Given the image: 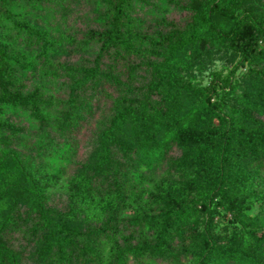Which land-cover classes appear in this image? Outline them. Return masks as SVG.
Returning a JSON list of instances; mask_svg holds the SVG:
<instances>
[{
    "label": "trees",
    "instance_id": "16d2710c",
    "mask_svg": "<svg viewBox=\"0 0 264 264\" xmlns=\"http://www.w3.org/2000/svg\"><path fill=\"white\" fill-rule=\"evenodd\" d=\"M0 264H264V0H0Z\"/></svg>",
    "mask_w": 264,
    "mask_h": 264
},
{
    "label": "rangeland",
    "instance_id": "374dc122",
    "mask_svg": "<svg viewBox=\"0 0 264 264\" xmlns=\"http://www.w3.org/2000/svg\"><path fill=\"white\" fill-rule=\"evenodd\" d=\"M217 57H218V55H215V58H217ZM222 67H223L222 66V62L220 60H215L214 63H213L212 68L210 69V71L220 70ZM210 71L209 72H206L204 74V83L207 82V78H209ZM225 75H226V73L223 76H225Z\"/></svg>",
    "mask_w": 264,
    "mask_h": 264
}]
</instances>
